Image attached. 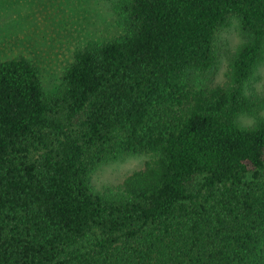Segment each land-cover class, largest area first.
Here are the masks:
<instances>
[{
  "label": "trees",
  "instance_id": "1",
  "mask_svg": "<svg viewBox=\"0 0 264 264\" xmlns=\"http://www.w3.org/2000/svg\"><path fill=\"white\" fill-rule=\"evenodd\" d=\"M114 11L122 32L77 51L55 93L29 59H0V264H264V102L246 92L264 0ZM234 19L242 42L207 88ZM144 154L157 168L94 191L101 166Z\"/></svg>",
  "mask_w": 264,
  "mask_h": 264
},
{
  "label": "rangeland",
  "instance_id": "2",
  "mask_svg": "<svg viewBox=\"0 0 264 264\" xmlns=\"http://www.w3.org/2000/svg\"><path fill=\"white\" fill-rule=\"evenodd\" d=\"M119 0H0V59L25 57L41 71L47 93H55L77 51L92 43L112 40L122 30L117 26L114 5ZM242 37L236 19L216 40L219 63L203 84L212 88L225 82L231 56ZM247 94L264 102V62L248 84ZM264 117V109L260 111ZM242 126L256 118L242 116ZM157 168L151 155L126 157L101 166L91 175V186L99 193L116 194L133 174Z\"/></svg>",
  "mask_w": 264,
  "mask_h": 264
}]
</instances>
